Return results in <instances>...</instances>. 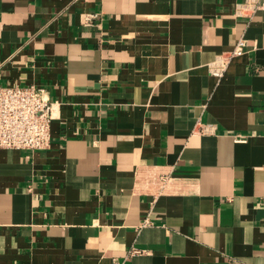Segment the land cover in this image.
Returning <instances> with one entry per match:
<instances>
[{
    "label": "crops",
    "instance_id": "crops-1",
    "mask_svg": "<svg viewBox=\"0 0 264 264\" xmlns=\"http://www.w3.org/2000/svg\"><path fill=\"white\" fill-rule=\"evenodd\" d=\"M244 1L0 0V84L58 103L47 149L0 148V264H264V8Z\"/></svg>",
    "mask_w": 264,
    "mask_h": 264
},
{
    "label": "built area",
    "instance_id": "built-area-1",
    "mask_svg": "<svg viewBox=\"0 0 264 264\" xmlns=\"http://www.w3.org/2000/svg\"><path fill=\"white\" fill-rule=\"evenodd\" d=\"M241 8L256 11L264 8V0H245L237 5V13L243 15ZM97 14L88 13L87 18L96 17ZM245 41L240 38L229 50L217 53L212 61L207 64L208 72L221 78L232 58L240 55L245 49ZM58 103L52 100L45 87L34 84L1 85L0 84V148H17L26 150H44L50 146V123L56 116ZM264 114V100L262 103ZM200 131L203 125L197 122ZM235 141H244L241 134L233 135ZM165 177L161 176L163 184ZM149 223L144 218L143 224ZM139 250L132 249L129 254ZM115 264V263H114Z\"/></svg>",
    "mask_w": 264,
    "mask_h": 264
}]
</instances>
